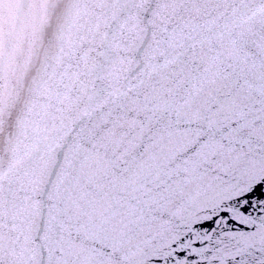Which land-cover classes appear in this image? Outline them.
Segmentation results:
<instances>
[{"label": "snow or ice", "instance_id": "snow-or-ice-1", "mask_svg": "<svg viewBox=\"0 0 264 264\" xmlns=\"http://www.w3.org/2000/svg\"><path fill=\"white\" fill-rule=\"evenodd\" d=\"M0 264H264V0H0Z\"/></svg>", "mask_w": 264, "mask_h": 264}]
</instances>
